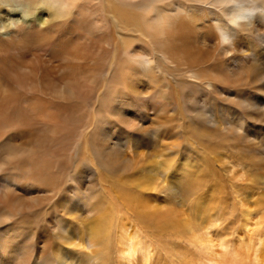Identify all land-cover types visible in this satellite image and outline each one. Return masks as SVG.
<instances>
[{"label":"bare ground","instance_id":"1","mask_svg":"<svg viewBox=\"0 0 264 264\" xmlns=\"http://www.w3.org/2000/svg\"><path fill=\"white\" fill-rule=\"evenodd\" d=\"M258 56L264 0H0V264H135L148 229L202 247L174 201L216 174L188 139H247ZM256 243L189 264H264Z\"/></svg>","mask_w":264,"mask_h":264},{"label":"rangeland","instance_id":"2","mask_svg":"<svg viewBox=\"0 0 264 264\" xmlns=\"http://www.w3.org/2000/svg\"><path fill=\"white\" fill-rule=\"evenodd\" d=\"M252 49L260 56L261 49L257 43ZM109 68L107 67L104 71L105 79L111 74V68ZM258 69L264 72V61L261 59H259ZM261 86L262 84L257 82V84L251 85L250 89L240 93L248 95L253 101L260 102L261 106L258 109L256 106L247 108L243 120L246 131L244 134L247 139H242L239 147H234L229 142L211 140V145L215 148L212 152L206 150L199 140L188 139L189 155L185 157L187 165L196 168V165L201 163V158L197 154L212 155L210 159L213 161L216 183L203 189L205 192L200 188H194L186 201H183L182 204H179V201H174V204L176 203L179 211L185 209L182 218L191 220L194 226L206 228L199 229L200 231L197 232L201 242L203 241V246H194L191 237L188 239V237L165 236L162 239H156L154 234H149L151 229L144 230L146 236L139 234V237L141 241L145 242H142L141 252L137 253V257L135 256L137 258L135 264H189L191 260L197 261L206 249L210 250L211 255L214 253L222 255L229 249V252H232L240 246L242 250L237 252H241L243 255L248 250L251 251L249 245L253 246L259 237L264 238V96L259 92ZM205 97L209 98L208 94L205 93ZM89 104L91 107L95 106L92 102ZM227 110L228 106L222 101V103H216L211 111L213 114L223 117ZM233 118L236 119V116ZM90 124L91 127L82 132V136H84H80V140L87 137L92 131L93 123ZM168 156V154L164 155V157ZM96 170L100 173V166L96 165ZM175 179L173 174L170 180ZM163 196V193H154L149 199L162 206L163 203H167ZM197 200H202L204 206L211 208L210 211L206 213L196 209V205H192V202ZM190 212H194L197 216H192ZM206 230L209 232L208 235ZM223 240L228 246L227 249L219 245ZM255 246L257 248V243ZM147 248H149L148 251ZM113 258L111 264H119L117 255H114ZM246 262L251 263L249 259H246Z\"/></svg>","mask_w":264,"mask_h":264}]
</instances>
